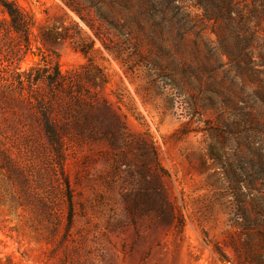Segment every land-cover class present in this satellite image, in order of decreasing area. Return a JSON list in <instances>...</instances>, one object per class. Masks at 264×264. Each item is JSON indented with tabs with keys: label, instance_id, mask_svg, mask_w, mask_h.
Instances as JSON below:
<instances>
[{
	"label": "rangeland",
	"instance_id": "rangeland-1",
	"mask_svg": "<svg viewBox=\"0 0 264 264\" xmlns=\"http://www.w3.org/2000/svg\"><path fill=\"white\" fill-rule=\"evenodd\" d=\"M15 2L22 71L48 56L108 105L67 152L71 222L39 127L0 109L34 178L0 185V264H264V0Z\"/></svg>",
	"mask_w": 264,
	"mask_h": 264
},
{
	"label": "trees",
	"instance_id": "trees-1",
	"mask_svg": "<svg viewBox=\"0 0 264 264\" xmlns=\"http://www.w3.org/2000/svg\"><path fill=\"white\" fill-rule=\"evenodd\" d=\"M0 9L7 16L0 21V109L12 113L31 131L34 123L39 127L42 142H28L37 151L48 150L53 156L64 183L71 222L73 190L65 169L67 152L91 142L93 137L85 131H93L94 122L100 121L102 125V116L96 109L107 106L108 101L90 93L83 76L63 73L57 62L48 56L42 60L43 64L22 71L21 63L31 44L32 21L15 0H0ZM55 42L56 39L42 40L46 48ZM102 83L107 84L104 76ZM87 108L96 111L95 114ZM15 148L11 139L0 132V185L19 186L28 194L33 174L15 153Z\"/></svg>",
	"mask_w": 264,
	"mask_h": 264
}]
</instances>
